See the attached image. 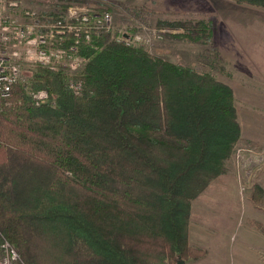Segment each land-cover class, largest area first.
Wrapping results in <instances>:
<instances>
[{
	"label": "trees",
	"instance_id": "trees-1",
	"mask_svg": "<svg viewBox=\"0 0 264 264\" xmlns=\"http://www.w3.org/2000/svg\"><path fill=\"white\" fill-rule=\"evenodd\" d=\"M91 16L57 39L84 60L78 93L62 67L47 65L32 86L48 101L21 85L0 98V233L25 264L203 257L189 241L191 202L226 172L241 138L234 89L125 36L111 39ZM166 25L191 40L212 36L203 21Z\"/></svg>",
	"mask_w": 264,
	"mask_h": 264
},
{
	"label": "rangeland",
	"instance_id": "rangeland-1",
	"mask_svg": "<svg viewBox=\"0 0 264 264\" xmlns=\"http://www.w3.org/2000/svg\"><path fill=\"white\" fill-rule=\"evenodd\" d=\"M150 1L155 4H150ZM179 1L184 3L178 5ZM142 2L136 5L132 0L127 2L22 0L24 8L36 11L41 17L39 21L37 19L40 26L36 28V34L44 36L43 40L48 49L56 50L47 55L45 63H40L42 60L40 54L26 55L22 51L23 48L19 47L18 50L23 52L20 54L22 70L16 86H23L27 95L31 96L36 90L32 86V79L39 66L45 67L54 63L58 68L64 69L67 82L76 85L75 80L80 75L84 60L74 54L57 52L61 43H58V37L50 35L49 27L55 23L63 27L67 22L69 24L73 17L80 24L83 15L92 17L94 14L100 18L107 13L109 19L104 28L111 39L125 36L133 43L142 45L153 56L190 66L197 71L210 72L224 81L229 80L230 67L235 69L234 66H238L241 69L242 64L246 66L243 60L235 58L234 53H230L235 46L242 47L243 32L247 29L251 37H262L264 40L262 20L264 8L261 7L237 3L235 0H142ZM13 17L17 23L31 22L26 20L29 18L25 19L19 15L18 11ZM185 20L203 21L212 31L211 38L191 40L177 36L184 30L166 25L167 22ZM59 39L62 41L64 38ZM220 49L224 54H219ZM12 56L15 57L13 54ZM239 76L242 79L241 77L236 79L243 83L238 86L235 106L242 129L241 138L225 162L226 172L213 179L203 194L192 200L190 224L201 215L203 208L213 216V213L222 212L221 206L242 208L243 213H236L234 216L237 218L236 223L257 221L264 224V78H255L251 74ZM222 190L235 194L233 196L227 194L224 197L217 194ZM216 220V217H210L205 224Z\"/></svg>",
	"mask_w": 264,
	"mask_h": 264
},
{
	"label": "crops",
	"instance_id": "crops-1",
	"mask_svg": "<svg viewBox=\"0 0 264 264\" xmlns=\"http://www.w3.org/2000/svg\"><path fill=\"white\" fill-rule=\"evenodd\" d=\"M111 1L127 2L129 0ZM132 3L137 5L143 2L142 0H132ZM183 3L179 1L177 4ZM150 4L155 3L150 1ZM262 17L264 18V16ZM262 20L264 21V19ZM243 33L242 47L237 45L231 49L230 53H234L235 58L243 60L246 66L242 64L241 69L238 66H234L235 69L230 67L229 80L221 79L232 86L235 98L238 86L240 87L243 83V81H238L236 77L240 78L239 75L251 74L255 78H264V40L262 37H251L247 29ZM219 54L222 55L224 52L220 49ZM226 54H228L227 51ZM229 55L233 58L231 54ZM240 55L242 57H238ZM222 60L224 59L222 58ZM225 60L228 61V59ZM217 194L224 197L227 194L233 196L235 193L222 190L218 191ZM202 210L201 215L190 224L189 241L192 246L204 249L206 254L198 259L186 260V264H264V231L257 226L256 223L259 222L241 221L236 223L237 218L234 216L236 213L242 214V208L239 206H221L222 212L213 213V216L217 218L216 222L205 224L213 216L209 215L204 208Z\"/></svg>",
	"mask_w": 264,
	"mask_h": 264
},
{
	"label": "built area",
	"instance_id": "built-area-1",
	"mask_svg": "<svg viewBox=\"0 0 264 264\" xmlns=\"http://www.w3.org/2000/svg\"><path fill=\"white\" fill-rule=\"evenodd\" d=\"M22 0H0V98H7L11 95L14 85H16L21 78V58L20 54L24 51L31 55L33 53L40 54L42 59L40 63L46 60L48 54H51L53 50L47 48L44 43V36L36 34V28L39 25L37 19L41 18L36 11H32L29 8H24L22 5ZM18 11L19 15L24 18H29L26 20H31L27 23H17L18 21L13 17ZM96 15L95 17H97ZM83 19L80 20V24L74 17L62 26L54 24L50 25L49 32L51 36L59 37V35H64L65 32H70L74 29H79L77 26H87L91 23V17L87 15L82 16ZM109 19V14L105 13L100 18H98V24L103 26L107 23ZM56 22V21H55ZM52 23V21H50ZM57 23H59L57 21ZM58 26V27H57ZM87 30V29H86ZM130 40V39H127ZM31 45L33 48H31ZM16 47V48H15ZM22 47V51L18 50ZM57 52L62 54H67L65 49L59 48ZM12 54L15 56L13 57ZM43 63V64H44ZM45 65V64H44ZM53 68L58 66L54 64H49ZM71 88L78 93L81 89V84H71ZM34 100L38 103H44L48 100V92L46 90L33 91L31 93ZM0 264H25L22 261L21 255L18 251L10 244V242L2 236L0 233Z\"/></svg>",
	"mask_w": 264,
	"mask_h": 264
}]
</instances>
